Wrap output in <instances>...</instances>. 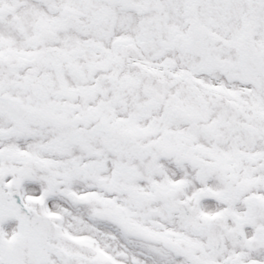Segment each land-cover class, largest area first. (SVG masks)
Returning <instances> with one entry per match:
<instances>
[{
  "label": "snow or ice",
  "instance_id": "6c2138e0",
  "mask_svg": "<svg viewBox=\"0 0 264 264\" xmlns=\"http://www.w3.org/2000/svg\"><path fill=\"white\" fill-rule=\"evenodd\" d=\"M0 264H264V0H0Z\"/></svg>",
  "mask_w": 264,
  "mask_h": 264
}]
</instances>
